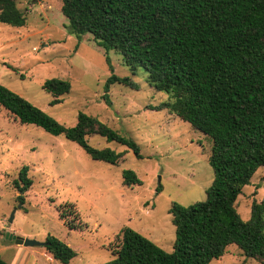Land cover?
Wrapping results in <instances>:
<instances>
[{"label":"rangeland","instance_id":"obj_1","mask_svg":"<svg viewBox=\"0 0 264 264\" xmlns=\"http://www.w3.org/2000/svg\"><path fill=\"white\" fill-rule=\"evenodd\" d=\"M17 5L26 15L24 26L0 21V83L67 126L76 124L80 111L98 117L134 138L142 158L128 150L118 165L95 160L64 136L22 124L0 106V255L15 264H62L44 246L6 238L10 232L44 242L53 235L77 252L69 264H103L114 257L127 226L172 251L175 226L169 209L173 202L189 206L205 200L214 178L208 161L211 137L168 109H151L169 95L150 85L144 69L133 74L121 54L106 53L91 33H70L62 0H17ZM112 74L130 76L137 88L115 82L106 92ZM52 77L72 84L54 105L43 89ZM88 140L99 148L127 150L99 135ZM24 165L33 185L22 194L15 181ZM127 169L136 172L140 184L123 183ZM263 199L264 166L237 199L242 218L248 219L252 203ZM210 264L261 263L230 244Z\"/></svg>","mask_w":264,"mask_h":264},{"label":"trees","instance_id":"obj_2","mask_svg":"<svg viewBox=\"0 0 264 264\" xmlns=\"http://www.w3.org/2000/svg\"><path fill=\"white\" fill-rule=\"evenodd\" d=\"M61 11L70 33H91L106 53L121 54L133 74L144 69L150 85L169 95L151 109H168L213 141L208 161L214 178L205 200L189 206L173 202L169 209L173 250L127 226L114 257L103 264H210L230 244L264 264V199L252 203L248 219L237 210L244 187L264 166V0H62ZM0 21L25 25L17 0H0ZM115 82L137 88L130 76L112 74L106 92ZM71 88L69 80L57 77L43 84L51 105L62 102ZM104 99L110 103L107 93ZM0 106L22 124L64 136L95 160L118 165L128 150L142 158L134 138L83 111L67 126L1 83ZM90 135L127 150L93 146ZM28 169L24 165L15 181L22 194L33 185ZM122 174L127 186L141 183L131 169ZM18 198L24 201L23 195ZM44 242L62 264L77 255L56 236ZM0 264L13 263L0 255Z\"/></svg>","mask_w":264,"mask_h":264},{"label":"water","instance_id":"obj_3","mask_svg":"<svg viewBox=\"0 0 264 264\" xmlns=\"http://www.w3.org/2000/svg\"><path fill=\"white\" fill-rule=\"evenodd\" d=\"M14 218V213L11 215L9 222H12ZM6 238L8 240H13L16 244L19 245H24V246H44L45 242L43 241H38L36 239H31V238H24L19 235H16L14 233L7 232L6 233Z\"/></svg>","mask_w":264,"mask_h":264},{"label":"crops","instance_id":"obj_4","mask_svg":"<svg viewBox=\"0 0 264 264\" xmlns=\"http://www.w3.org/2000/svg\"><path fill=\"white\" fill-rule=\"evenodd\" d=\"M9 248V247H8ZM12 248V247H10ZM22 251V250H21ZM50 258L54 259L53 256L49 252H45ZM11 263L15 264V261H11Z\"/></svg>","mask_w":264,"mask_h":264}]
</instances>
